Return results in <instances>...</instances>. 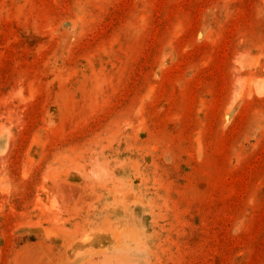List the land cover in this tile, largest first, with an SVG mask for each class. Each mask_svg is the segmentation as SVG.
Returning <instances> with one entry per match:
<instances>
[{
    "label": "rangeland",
    "instance_id": "1",
    "mask_svg": "<svg viewBox=\"0 0 264 264\" xmlns=\"http://www.w3.org/2000/svg\"><path fill=\"white\" fill-rule=\"evenodd\" d=\"M0 264H264V0H0Z\"/></svg>",
    "mask_w": 264,
    "mask_h": 264
}]
</instances>
